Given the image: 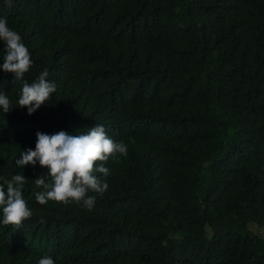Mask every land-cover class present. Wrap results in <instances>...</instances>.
I'll return each instance as SVG.
<instances>
[{
	"label": "trees",
	"instance_id": "obj_1",
	"mask_svg": "<svg viewBox=\"0 0 264 264\" xmlns=\"http://www.w3.org/2000/svg\"><path fill=\"white\" fill-rule=\"evenodd\" d=\"M4 17L24 79L57 88L31 115L0 108V176L23 172L33 212L17 227L0 209V264H264V0H0ZM22 83L0 67L14 106ZM97 123L128 151L97 161L94 208L37 202L48 169L20 153Z\"/></svg>",
	"mask_w": 264,
	"mask_h": 264
},
{
	"label": "clouds",
	"instance_id": "obj_2",
	"mask_svg": "<svg viewBox=\"0 0 264 264\" xmlns=\"http://www.w3.org/2000/svg\"><path fill=\"white\" fill-rule=\"evenodd\" d=\"M10 3V0H5ZM0 40H3L5 54L2 69L5 73H13L14 81H22V89L17 105H13L4 91H0V108L9 113L13 108L26 107L29 115L44 105L50 96L56 92V84L48 79L47 69L29 83L24 79L33 65L28 47L22 42L21 35L8 26L7 18H0ZM35 150L27 148L15 160L17 168L24 169L27 165L40 166L48 169L47 177L41 174L34 179L36 187L35 198L40 204L57 201L64 204L75 202L92 210L96 197L88 195L94 192L103 194L109 187L107 177L111 171L97 161L107 162L117 154L126 156L127 145L123 141H114L103 124L97 123L86 132L70 133L66 130L48 134L43 131L36 133ZM97 173L102 174L98 176ZM0 209L3 212V224L21 226L23 221L33 215L22 192L26 177L23 172L5 179L0 176ZM38 264H55V261L44 256Z\"/></svg>",
	"mask_w": 264,
	"mask_h": 264
},
{
	"label": "rangeland",
	"instance_id": "obj_3",
	"mask_svg": "<svg viewBox=\"0 0 264 264\" xmlns=\"http://www.w3.org/2000/svg\"><path fill=\"white\" fill-rule=\"evenodd\" d=\"M253 229L256 231L264 233V228H262L261 226L253 225Z\"/></svg>",
	"mask_w": 264,
	"mask_h": 264
}]
</instances>
